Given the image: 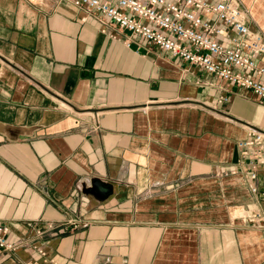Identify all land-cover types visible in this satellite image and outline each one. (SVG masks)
Returning <instances> with one entry per match:
<instances>
[{"label": "crops", "instance_id": "crops-1", "mask_svg": "<svg viewBox=\"0 0 264 264\" xmlns=\"http://www.w3.org/2000/svg\"><path fill=\"white\" fill-rule=\"evenodd\" d=\"M236 1L264 38V0ZM251 129L250 92L72 0H0V226L26 241L0 264H264V227L240 219L264 213V170L252 194L237 161ZM67 220L86 225L34 236Z\"/></svg>", "mask_w": 264, "mask_h": 264}, {"label": "built area", "instance_id": "built-area-1", "mask_svg": "<svg viewBox=\"0 0 264 264\" xmlns=\"http://www.w3.org/2000/svg\"><path fill=\"white\" fill-rule=\"evenodd\" d=\"M28 1L41 3L45 0ZM72 4L129 35L145 40L171 57L202 69L226 85L250 92L258 103L264 105V83L260 80L263 68L257 66L255 60L264 54V38L249 29L247 11L236 0L213 3L205 0H72ZM203 15H212L215 20L204 19ZM229 30L233 35L227 34ZM219 37L225 41H220ZM227 101V96L216 99V103ZM235 146L247 189L257 194V173L264 170V131L251 129ZM240 219L264 227V213L259 210L244 213ZM44 225L34 231L35 237L57 236L66 228L74 230L86 224L67 220ZM6 235L7 227L0 226V257L26 245V241H10ZM39 252L42 254L41 250Z\"/></svg>", "mask_w": 264, "mask_h": 264}, {"label": "water", "instance_id": "water-1", "mask_svg": "<svg viewBox=\"0 0 264 264\" xmlns=\"http://www.w3.org/2000/svg\"><path fill=\"white\" fill-rule=\"evenodd\" d=\"M91 188L94 192L105 195V193L109 192V187L104 183L100 182L99 180H92Z\"/></svg>", "mask_w": 264, "mask_h": 264}]
</instances>
